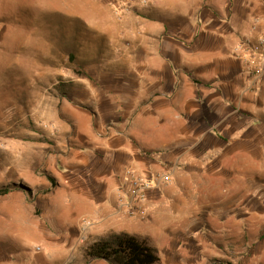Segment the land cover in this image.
Returning <instances> with one entry per match:
<instances>
[{"label": "rangeland", "instance_id": "obj_1", "mask_svg": "<svg viewBox=\"0 0 264 264\" xmlns=\"http://www.w3.org/2000/svg\"><path fill=\"white\" fill-rule=\"evenodd\" d=\"M148 8V0H0V264H107L87 250L121 234L144 241L158 264H237V235L229 240L221 223V177L206 175L204 158L180 186L177 162L148 176L126 168L128 185L132 172L151 189L137 199L126 187L116 228L63 219L52 207L81 156L77 110L94 114L90 99L125 83L134 67L127 53L139 39L131 18Z\"/></svg>", "mask_w": 264, "mask_h": 264}, {"label": "crops", "instance_id": "obj_2", "mask_svg": "<svg viewBox=\"0 0 264 264\" xmlns=\"http://www.w3.org/2000/svg\"><path fill=\"white\" fill-rule=\"evenodd\" d=\"M148 1L131 18V74L90 99L94 114L77 110L81 156L52 207L116 228L126 168L148 176L177 162L180 186L204 158L206 175L221 177V223L229 240L237 235V264H264V79L250 80L233 56L254 21L264 29V0Z\"/></svg>", "mask_w": 264, "mask_h": 264}, {"label": "trees", "instance_id": "obj_3", "mask_svg": "<svg viewBox=\"0 0 264 264\" xmlns=\"http://www.w3.org/2000/svg\"><path fill=\"white\" fill-rule=\"evenodd\" d=\"M3 190L1 193H6ZM92 260H102L107 264H158L159 259L153 249L134 236L117 235L98 240L86 253Z\"/></svg>", "mask_w": 264, "mask_h": 264}, {"label": "built area", "instance_id": "obj_4", "mask_svg": "<svg viewBox=\"0 0 264 264\" xmlns=\"http://www.w3.org/2000/svg\"><path fill=\"white\" fill-rule=\"evenodd\" d=\"M259 23L254 21L251 30L254 31L249 35H243L240 38L238 46L233 52V56L243 62L245 70L248 71L255 79H264V29L256 31ZM129 179V189L132 195L137 199H142L144 193L150 189L148 183L134 179L132 172L127 173ZM127 181V180H126ZM128 183V181H127Z\"/></svg>", "mask_w": 264, "mask_h": 264}, {"label": "bare ground", "instance_id": "obj_5", "mask_svg": "<svg viewBox=\"0 0 264 264\" xmlns=\"http://www.w3.org/2000/svg\"><path fill=\"white\" fill-rule=\"evenodd\" d=\"M41 253V252H40Z\"/></svg>", "mask_w": 264, "mask_h": 264}]
</instances>
